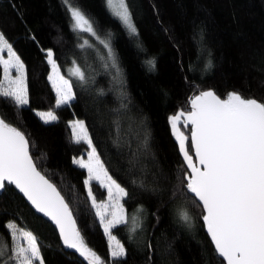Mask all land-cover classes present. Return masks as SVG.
Masks as SVG:
<instances>
[{
    "label": "trees",
    "instance_id": "trees-1",
    "mask_svg": "<svg viewBox=\"0 0 264 264\" xmlns=\"http://www.w3.org/2000/svg\"><path fill=\"white\" fill-rule=\"evenodd\" d=\"M126 4L134 35L111 15L106 0H0V31L24 64L29 100L17 108L0 96V117L25 134L38 171L64 197L103 264H221L205 233L202 208L186 188L187 170L169 118L189 112L190 101L209 90L222 99L238 92L264 102V0ZM70 6L90 19L96 35L74 29ZM49 50L72 86L73 99L60 107L49 80ZM73 68L83 80L70 75ZM2 72L0 66V80ZM47 111L57 120L43 123L37 113ZM74 121L84 122L108 175L124 188L125 213L140 220L134 235L125 224L111 228L125 249L122 257L111 256L84 183L88 172L73 163L89 150L73 139ZM178 129L189 137L182 118ZM90 187L96 203L105 201L103 187L92 180ZM184 211L191 226L181 219ZM9 222L37 237L44 264H88L63 251L53 227L8 186L0 195V264H15L9 259Z\"/></svg>",
    "mask_w": 264,
    "mask_h": 264
},
{
    "label": "snow or ice",
    "instance_id": "snow-or-ice-1",
    "mask_svg": "<svg viewBox=\"0 0 264 264\" xmlns=\"http://www.w3.org/2000/svg\"><path fill=\"white\" fill-rule=\"evenodd\" d=\"M107 4L128 31L136 34L126 0H107ZM69 12L75 30L96 35L92 22L78 7L70 6ZM101 43L109 48L111 57L109 43L106 40ZM5 51L7 59L3 57ZM47 57L52 66L49 80L56 91V106L60 107L73 99L72 86L59 75L52 51L47 52ZM0 66L4 72L0 96L10 98L17 108L27 105L24 64L2 31ZM12 68L16 70L15 78L10 75ZM74 74L84 79L78 68ZM190 103V112H179L169 118V123L187 165L186 188L202 205V220L215 252L222 258L221 264H264V102L245 98L238 92H229L222 99L209 90L195 96ZM37 115L44 123L57 120L53 111L38 112ZM181 118L185 127L191 125L190 146L189 137L178 129ZM71 127L75 142L84 141L91 149L87 162L81 159L73 163L87 169L88 179L84 183L109 237L111 256L122 257L125 249L116 241L111 228L127 223L120 204L125 190L108 175L84 122L74 121ZM191 152L195 153L194 158ZM92 179L107 187L109 200L115 201L111 211L108 205L96 203L90 187ZM6 183L14 185L37 212L57 226L66 248L74 249L88 264H103L102 258L88 247L76 227L64 197L38 171L25 134L0 117V191L5 189ZM181 219L191 226L192 218L186 211L181 213ZM5 227L12 240L10 260L15 264H44L39 241L31 231L19 228L13 222ZM113 242L115 247H112ZM0 255H3V249H0Z\"/></svg>",
    "mask_w": 264,
    "mask_h": 264
},
{
    "label": "rangeland",
    "instance_id": "rangeland-1",
    "mask_svg": "<svg viewBox=\"0 0 264 264\" xmlns=\"http://www.w3.org/2000/svg\"><path fill=\"white\" fill-rule=\"evenodd\" d=\"M106 3H107V0H106ZM107 7H108V4H107ZM108 10H109V12L111 13V15L115 18V19H117L119 22H120V24L123 26V28L129 33V34H131L129 31H128V29H127V27L122 23V21L118 18V17H116L115 15H113V13H112V11H111V9L108 7ZM83 33H87V32H83ZM89 34V33H88ZM131 35H133V34H131ZM3 57H4V59H7L8 58V56H7V52L5 51L4 53H3ZM2 69H3V67H2ZM75 69H77V68H73L72 70H71V72H70V75L71 76H74V77H77L75 74H74V70ZM3 74H2V80L4 79V72H2ZM24 74H25V70H24ZM10 75L13 77V78H15V76H16V70H15V68H12V69H10ZM52 75V74H51ZM79 78V77H78ZM50 83H52L51 81H50ZM70 102V101H69ZM68 102V103H69ZM24 106H27V105H24ZM39 117V116H38ZM39 119H40V117H39ZM41 120V119H40ZM42 121V120H41ZM43 122V121H42ZM44 123V122H43ZM73 130V129H72ZM91 151V149L89 148V150H88V152L86 153V155H85V157L84 158H81L82 160H84L85 162H87L88 161V158H89V156H88V154H89V152ZM192 153V152H191ZM81 159H79V160H81ZM87 170V169H86ZM92 181H95V182H97L100 186H101V184H100V182L99 181H97V180H95V179H92ZM101 187H103L105 190H106V193H107V195H106V198H105V201H101V202H97V204H106V205H108V210L109 211H111V209H112V206L114 205V203H115V201H110L109 200V196H108V189H107V187H104V186H101ZM126 197V195H123L121 198H120V204L122 205V201H123V199ZM96 211H97V209H96ZM103 211V210H102ZM124 215H125V217H126V219H127V223H122V224H125V225H127L128 226V229H129V231H130V233H132L133 235L136 233V231H137V229L139 228V222H140V220H139V218H138V216L136 215V214H132V215H127L126 213H125V211H124ZM133 218H135V220H133ZM108 219H111V217L109 216L108 217ZM122 224H118V225H116V226H119V225H122ZM115 226V227H116ZM103 228H104V226H103ZM113 247H115V244L114 245H112ZM36 264H39V262H36Z\"/></svg>",
    "mask_w": 264,
    "mask_h": 264
},
{
    "label": "water",
    "instance_id": "water-1",
    "mask_svg": "<svg viewBox=\"0 0 264 264\" xmlns=\"http://www.w3.org/2000/svg\"><path fill=\"white\" fill-rule=\"evenodd\" d=\"M191 111V104H190V107H189V112ZM182 120H183V118H182ZM188 127H190L191 128V125H188ZM190 135H191V133L189 134V140H190ZM178 153H179V156H180V158H181V160H182V162H183V164H184V166H185V168H186V170H187V165L185 164V162H184V159H183V156H182V154L180 153V150H179V145H178ZM191 155L193 156V158L195 157V153L194 152H192L191 153ZM50 182V181H49ZM6 186H8V187H12L17 193H18V195L24 200V202L29 206V208L37 215V216H39L41 219H43L44 221H46L47 223H49L52 227H53V229L55 230V232H56V234H57V237H58V239H59V242H60V245H61V247H62V249H63V251H65V252H67V253H71V254H74V255H76L78 258H80V259H84L83 257H81L80 255H79V253H77L74 249H70V248H66L65 246H64V244H63V241H62V239H61V236H60V231H59V229L57 228V226L47 217V216H45L43 213H40V212H37L36 211V209L32 206V204L28 201V199L23 195V193H21L18 189H16L15 188V186L14 185H7V183H6ZM3 191L4 190H2V191H0V195L3 193ZM58 191V190H57ZM189 193V195L191 196V197H193L194 199H195V197L193 196V194L192 193H190V192H188ZM196 200V199H195ZM197 201V203L200 205V203H199V201L198 200H196ZM66 203V202H65ZM200 207L202 208V205H200ZM202 211H203V208H202ZM204 214V213H203ZM74 219V218H73ZM202 223H203V226H204V222H203V220H202ZM77 227V226H76ZM204 230H205V233H206V235H207V237H208V239H209V241L211 242V239H210V237H209V235H208V233H207V231H206V228H205V226H204ZM211 244H212V242H211ZM212 246H213V244H212ZM213 249H214V251H215V248H214V246H213ZM216 253V252H215ZM220 258V257H219ZM221 260H222V258H220Z\"/></svg>",
    "mask_w": 264,
    "mask_h": 264
}]
</instances>
